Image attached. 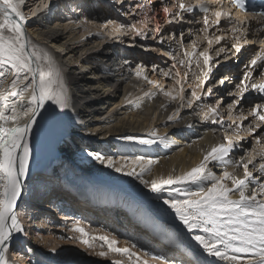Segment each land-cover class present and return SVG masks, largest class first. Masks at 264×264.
Returning <instances> with one entry per match:
<instances>
[{
	"label": "snow or ice",
	"instance_id": "obj_1",
	"mask_svg": "<svg viewBox=\"0 0 264 264\" xmlns=\"http://www.w3.org/2000/svg\"><path fill=\"white\" fill-rule=\"evenodd\" d=\"M36 2L51 10L50 3H45V0ZM216 3L218 7L210 8L205 0H195V3L175 0L171 7L165 6L163 12L169 24L184 20L185 13L192 16L203 14V27L198 31L204 34L202 39L207 41L208 47L211 48L214 42L219 44L223 37L210 38L208 35L210 25L219 27L222 17L228 18L229 23H232V9L243 17L249 15L245 11L246 0H228L227 11L222 0H216ZM26 4L27 0H0V264H10L7 259L8 245L14 239V234L26 235L17 214V202L24 187L22 178L29 175V161L32 158L30 137L34 126L38 120L61 121L67 116V110L73 107L66 77L54 58L46 50L35 45L27 35L28 18L25 16V10H33L26 9ZM173 8L176 9L175 12L172 11ZM33 14L35 15L34 11ZM251 15L264 20V11H252ZM149 19L145 16L138 22L142 27L132 24L127 26V31L133 32L136 36L146 35L144 29L147 28ZM189 22L195 21L189 19ZM244 22V19L239 21L240 25ZM125 27L119 25L113 32L119 35ZM156 31H160L159 25ZM239 31L240 27H233L234 33ZM234 39L236 42L231 47L235 53H241L240 38L235 36ZM252 42L244 40L245 44ZM261 44L264 45V41H261ZM191 48V51L184 50L183 58L178 63L181 67L187 64L188 70L191 71L195 58V67L200 69L199 75H196L199 83L195 86L188 81V71L182 74L176 64L163 72L164 77L169 78L172 69H177L175 76L172 77L177 78L172 88H165L159 81L150 79L145 74L143 66L135 69L137 78L143 79L152 88L157 89L170 102L179 101V107H191L193 103L202 99V95H212L211 87L205 90L212 71L209 66L212 56L207 49L197 52L195 40L192 41ZM222 51L223 48L219 49V52ZM245 67L243 79L237 86L238 99L234 101L232 107L239 105L250 90L260 93L264 98V48ZM152 71L155 72L156 69L153 68ZM254 73L259 76V80L249 83L253 80ZM185 83L192 89L190 93L192 99L187 101V105L184 103ZM219 84L224 85L225 80L220 79ZM145 95L151 98L155 93L146 92ZM219 107L218 103L214 106L208 105V110L203 113L204 119H210L213 124L223 125L222 119L219 121L216 119ZM177 114L174 113L168 119H174ZM249 116L258 122L257 128L264 125V102L251 107L248 115L238 117L241 123L238 124L236 119H233L232 125H235L233 132L229 134L226 131L222 143L211 147L198 165L180 175L146 179V176L151 175L153 165L158 163L157 161L145 160L143 156L122 157L124 163L118 165L114 163L112 156L101 152L87 151L86 155L117 173L139 180L150 193L154 194L157 201H162V205L174 213L183 229L190 234L191 241L198 246V250H191L192 259L189 264H211L202 259L201 251L207 257L224 264H264V182H258L253 175L255 170L264 176V150L259 153L253 151L239 161L231 158L238 142L243 139L240 135L242 122ZM255 132L256 128L248 127L249 135ZM156 135L153 131L149 138L140 139L138 143L153 145L157 142L154 139ZM256 142L259 144L260 139L258 138ZM257 156L260 157L259 163ZM129 160L134 165L131 168ZM229 165L232 171L227 170ZM213 167H223L224 170L222 174L216 175ZM237 169L243 170L242 176L237 174ZM185 185L194 187H184ZM71 230L80 234L81 243L89 249L97 246L93 242L102 241L99 244L101 250L96 254L104 259H108L109 256L120 257L112 260V264H167L165 257L149 251H144L142 257L132 250L137 248L135 243L130 247L118 246V239L110 233L85 238L88 234L81 227L79 220Z\"/></svg>",
	"mask_w": 264,
	"mask_h": 264
},
{
	"label": "rangeland",
	"instance_id": "obj_2",
	"mask_svg": "<svg viewBox=\"0 0 264 264\" xmlns=\"http://www.w3.org/2000/svg\"><path fill=\"white\" fill-rule=\"evenodd\" d=\"M45 1L46 3H54L53 7L58 2H60L62 4L60 10L57 7H54V11H57V13L63 12L71 17H76L75 21H78V23H84V26L89 25V28L87 27V29L90 30L89 32H93L91 34L92 36H95L98 39H103L104 37L108 41H114L112 43L116 46L118 51L114 59L121 58L128 72L131 73L132 77L138 80L142 79L137 78L135 69L137 66H143L145 74L148 75L150 79L155 76L159 80V83L163 80L165 82L164 87L170 88L168 85L170 83H175V79H177L172 78L175 76L176 69H172L169 78L164 77L163 72L165 70L168 71L173 64L177 65V68L180 69L182 74L183 72L188 71V79L192 78L195 73L196 75L200 73V69L198 70L195 67L194 60L191 71L188 70L187 64L181 67L178 63L179 60L183 58V52L185 49L188 50L190 48L192 50V41L195 40L197 43V52L207 49L209 54L212 56V61L209 65L212 68V71L210 73V78L205 85V90L211 87L212 95H202V99L193 103L189 110L194 111L199 107V105L201 107H207L208 105L214 106L218 103L220 107L218 109L219 115L216 116V119L218 121L222 119L223 125L220 123L213 124L210 119L203 120H205L206 123L210 121L213 127L217 128L219 131L221 130L220 134L222 141L226 131L228 133L233 132V129L235 128V125H232L233 119H236L238 124L241 123V121L237 119L238 117L241 115H248L251 107H253L256 103L264 102V98L261 97L260 93L250 91L245 94V99L242 100L239 105L232 107L234 101L238 99V96L236 95L238 92L237 86L243 79L244 73L246 71L245 66L250 64V60L261 51L262 44L258 43L257 41H253L251 47L247 46V44H244V47L242 46L241 53H234L235 50L231 46L235 42V39L230 38L227 41L221 40L219 44L214 42L211 48H209L207 41L202 39L204 34L198 31L203 27L202 20L198 19L193 24H188V22L179 23L175 21H173L171 24L167 23V19L164 17L163 8L165 6L171 7V4L174 2V0H106L107 4H105V9H103L104 5L101 4L100 8L99 4H96V1L99 0ZM27 2H29V0H27ZM90 3H94V6L92 7H94V10L98 12L96 16H93V12L89 8ZM39 5L40 4H37V7H32V4H30L28 7L26 4V9L30 8L35 11ZM139 5H144L145 7H139ZM40 8H44L43 4H41ZM147 8L152 11V14H158L155 17H157L159 22L157 25H159L160 31H156L157 26L155 24L157 22L155 23L154 19H150L147 28L144 29L146 33L145 39H140L141 36H138V38L133 39V41H136L138 44H132L130 43V36L133 34L128 32L126 27L132 24H137V27H142L138 22L145 17V11ZM43 10H45V8ZM174 10L173 12L176 11ZM33 11L25 10V16L28 18L27 27L30 29L34 27L33 20L38 17L37 14H35L34 17L30 16V14H33ZM39 14H43V11ZM114 14L115 16H118V18L116 17V20L120 19V21L123 20V22H125V30L127 31L128 36L125 37L124 35L117 37L116 34H111L110 28H107L109 17L110 19H113L115 17L113 16ZM214 32H216V29H214V26H212L209 31L211 35L208 33L210 38H213V36L217 34V32ZM250 32L253 33V31L250 29L246 30L244 32L245 37H248ZM181 34L183 36V47H181ZM140 45L144 46L141 47ZM221 48H223L224 51L219 52V49ZM244 48L245 51L243 52ZM123 49L126 50V53L124 56H121L120 53ZM97 51L98 49L92 52L95 54ZM163 52H168L170 54L168 55L167 53V55L164 56L165 53ZM217 53L219 54L217 55ZM129 55L134 56L130 57ZM141 56H148V61H145L143 58L141 59ZM238 56L242 57L240 58ZM125 61H127V63H125ZM201 63V67H203V62L201 61ZM153 67L156 69L155 72L152 71ZM116 68L111 67L110 69L115 71ZM220 79L225 80L224 85L219 84ZM258 80L259 76L254 73L253 80L249 83L257 82ZM184 86L185 89L187 88L186 98L188 97L190 100V93L192 89H189L188 86L186 87V85ZM81 87L82 82H79L78 88L80 89ZM121 98L122 97H120V99ZM81 100L82 99H80V102ZM184 103L187 105L186 102ZM174 113H176V110L173 111L169 116H173ZM196 114L201 116L199 112H196ZM177 118L178 116H174V119H166L163 122L172 124L177 120ZM82 122L84 121H75L74 123L81 124ZM64 123H67L68 129H66V124L64 125ZM69 123V119L63 121V124L60 125V127L62 126L63 128H61L67 131V133L60 135H64V137L70 139L79 137L77 133L71 132ZM257 123L258 122L255 121L251 116L242 122L240 134H244L246 136H242L243 139L238 142L241 150L237 149L238 147L233 150L231 156L234 157L236 161L241 160L243 157H247L249 153L253 151L259 153L264 150V125H261L259 128H257ZM229 125H232V127H229ZM249 126L256 128V132L253 135L248 134ZM154 128L155 126L153 129ZM83 130H81L80 133L83 134L84 137L89 138L90 134L85 133ZM150 133L151 132H148L145 133L144 136L141 135L138 137L146 138ZM258 138L260 139L259 144L256 142ZM105 140L111 141V135H107ZM60 149L61 145L59 141L52 142L50 146L46 147L47 151L53 150L52 157L50 158L47 156L48 162L52 163L57 170L64 168L66 165L71 167L74 174L78 173L80 177L79 179L83 182H73L72 180L66 179L65 177L61 178L55 176L53 178L51 175L53 172H51L46 167H40L38 169H34L31 172V175L28 176L26 182L24 183L21 197L17 202V214L20 217L26 235L23 233L14 234V239L11 241V247L9 250L10 260L12 259L17 264H20L19 252L21 251L23 256H25V262L22 264H112V260H114L113 258H108L107 260L100 258V256H95V258L88 260L90 257L88 252L82 253V255L78 258L75 257V254L81 253L82 250L78 249L79 247L77 248V242L72 241V235L70 232L72 231L71 229L75 222L79 220L81 224L83 223L85 225L87 224L91 226H88V237L102 235L104 233H110L115 237H119L120 228H124L129 231L130 226H134V229L137 231L134 230V233H130V238L133 235V239L143 238L146 240V242H150L149 240L147 241L145 236L142 235L144 234L147 237L154 239L153 241L155 242L151 243L150 246L147 247L143 245L137 249H132L133 251H136L142 257L144 251L161 255L166 258L167 264H169L170 260H173L174 264H189L190 260L192 259L191 250H198V246L195 245L193 241H191L188 233L175 218L174 213H171V210H167L166 206L159 204L156 201L150 200V195L142 196L131 192L123 185L121 178L109 181L96 177L88 170H81L79 173L77 171L78 168L74 165V163L69 162L66 157H63ZM81 150V147H75V152L80 156L83 155ZM79 155L77 157L80 159ZM122 155H124V153H122ZM122 155H119V151L117 154H114L113 156L116 158L115 162H118ZM148 159H150V156H148ZM259 161L260 157L257 156V163H259ZM249 167L250 169L252 168L251 165ZM156 171L157 168H153L150 177L155 178ZM253 175L256 177L258 182H264V177L259 172L253 170ZM50 177L51 180H48ZM43 182L53 185L50 193L53 190H56V192L51 193V195L48 193L47 196L45 195L42 197L39 191L41 188H43ZM59 188L66 189V193L62 191V193L57 192ZM81 188L82 190H86L87 192L91 193L92 197L95 198L94 200L96 201V205L94 210H92L93 214H90L89 211H83L81 208V202L79 199H76V194ZM30 190L32 191L29 192ZM103 190L114 194L112 201H110L111 204L108 203L103 206L98 203V193ZM127 198L130 199L132 203L142 207L143 211L145 212V215L141 216L140 220H137V218L134 216L132 209L133 206L124 205L123 202ZM110 208L116 210L114 215H110ZM161 209H164L165 211H161ZM84 214L86 216H83ZM104 221H110L113 224L111 225V230L104 231L102 229L104 226ZM157 223H160V225L164 227L170 228L171 231L175 233L176 238L170 242V240H168V238L163 235V231L161 229L159 230ZM36 234L46 238L45 246H43L42 242L40 243V240H37ZM47 246H50L52 252L47 251ZM130 246V243H128V247ZM53 249H55V251H53ZM200 254L202 259L211 262V264H224V262L215 261L213 258L207 257L206 254L202 253V251ZM117 259H120V257H117ZM179 259L183 261H180ZM184 259H187L189 262H185Z\"/></svg>",
	"mask_w": 264,
	"mask_h": 264
},
{
	"label": "bare ground",
	"instance_id": "obj_3",
	"mask_svg": "<svg viewBox=\"0 0 264 264\" xmlns=\"http://www.w3.org/2000/svg\"><path fill=\"white\" fill-rule=\"evenodd\" d=\"M97 3L99 4V7L101 4L104 5L103 9H105V4H107L106 0L96 1V4ZM30 4H32V7H37L38 3L36 2V0H29V2H27V6L29 7ZM50 4V11L48 9L43 10L44 8L41 9V4L37 9H35L34 12L38 15V17L33 20V28L30 29L27 27V35L35 45L46 50L54 58L56 64L59 66L60 71L66 77L72 97L71 103L73 107L67 110V116H65L61 121L52 122L38 120L37 125L34 126L33 133L30 137L32 158L29 161V175H31V172L34 169L46 167L51 172H53L51 174L53 178L55 176L61 178L65 177L66 179L72 180L73 182H83L79 179L80 177L78 173L74 174L71 167H68L66 165L64 168H60L61 170H57L52 163L48 162L47 158L52 157L53 150L47 151L46 147L50 146L52 142L59 141L61 145L60 151L63 157H66L69 162L74 163V165L78 168L77 171L79 173L81 170H88L96 177L109 181L121 178L123 185L131 192L142 196L150 195V200L162 204V201H157L154 194L150 193L139 182V180L135 179L134 177L125 176L122 173H117L114 171V169H110L105 167L104 165H101L91 157H88L86 155V152L94 150L93 152H101L106 155H110L114 158V163L118 165L124 163L122 157L143 156L145 160H147L148 156H150V159L148 160L158 162L153 165V168H157L155 178L157 176L166 177L168 175H180L183 172L188 171L198 165L203 156L211 149V147L223 142L220 134L221 130L219 131L217 128L213 127L210 121L206 123V121L203 120V113L208 110V106L201 107L199 105L198 108L192 111L189 110L190 107L188 106L179 107L178 101L170 102L157 89L152 88V86L147 84L143 79L138 80L132 77L131 73L126 69V66H124V62L121 58L114 59L116 53H118L116 46L112 43L114 41H108L104 37L103 39H98L95 36H92L91 34L93 32H89L90 30L87 29V27L89 28V25L84 26V23H78V21H75L76 17H71L63 12H59V14L57 13V11H54V7H57L60 10L62 6L60 2H58L54 7V3L50 2ZM92 6H94V3H90L89 8L93 12V16H96L98 12L95 11L94 7ZM225 6L226 5H224V8ZM173 10L174 8L172 9V11ZM42 11L43 14H39ZM145 12V16L149 17L150 19H154V22H157L155 24L157 26L159 22L157 20V17L155 16H157L158 14H152V11L149 8H147ZM30 16L34 17L35 15L30 14ZM113 16H115V14ZM184 16L185 19L183 21H185L184 23L188 22V24L190 23L189 19H193L195 22L198 19L202 20V16L200 15L192 16V14L185 13ZM116 17L118 18V16H115L113 19H110L109 17L108 21L107 28H110L112 35L115 34L113 32V29L115 27L125 24L123 20H116ZM240 19L246 20L245 17H242ZM193 23L194 22L190 24ZM227 24H229L228 21L224 20L221 21V25L219 27H214L217 34L213 36V39L215 36H226L231 38L233 36H238L243 47L245 44L244 40L246 39L257 41L261 44V41L259 40L261 37L260 35H258L257 37V34L255 35L250 32V35L248 37H245V35L243 34L245 29L242 28L241 31L234 33V26H232V30L226 33L225 29ZM211 27L212 26L210 25V28ZM125 29L121 32V34L117 35V37H121L124 35L125 37L128 36ZM131 33L133 35L130 34V43L138 44L136 41H133V39L138 38V36H136L133 32ZM209 35L211 34L209 33ZM142 38L145 39V35H141L140 39ZM252 44L253 42L247 43V46L251 47ZM140 46L143 47L144 45ZM262 47L264 48V45H262ZM96 49H98L97 53L93 54L92 51H95ZM188 50L191 51L190 48ZM244 51L245 48L243 49V52ZM125 53L126 50L123 49L120 54L121 56H124ZM163 53H165L164 56L167 55L166 52ZM169 54L170 53H168V55ZM129 56L131 57L132 55ZM238 57L241 58L242 56ZM140 58L148 61V56H141ZM193 60L195 61V58ZM111 67L117 68L115 69V71H112L110 69ZM177 69L180 71L179 68ZM202 79L203 77L201 76V80ZM152 80L159 81L155 76L152 78ZM188 81L192 83L193 86L198 84L199 81L196 80V73L192 78H189ZM79 82H82V87L80 89L78 88ZM160 84L165 86V82L163 80L160 82ZM185 85L186 87L188 86V84ZM173 86H175V83H170L168 85V87L170 88H172ZM197 91L199 92L200 90L197 89ZM146 92L155 93V95L150 98L149 96L145 95ZM120 97L122 98L120 99ZM80 99H82L81 102ZM186 99L187 101L189 100L188 97ZM191 99L192 97H190V100ZM187 101L185 100L186 104ZM175 110L176 113H178L177 115H175L178 116L177 120L172 124H169L168 122L164 123L163 121L168 119L169 115L172 114V112ZM196 112H199L201 116H198ZM68 119L70 121L69 125L71 127V132L77 133L79 137L70 139L64 137V135H60L67 133V131L63 130V127L61 126V128L60 125L63 124V121H66ZM75 121L84 122H82L81 124H76L74 123ZM67 123H64V125L66 124V129H68ZM154 126L155 128L153 129ZM81 130H83L85 133H89V138L84 137V135L80 133ZM153 131H155L157 134L156 137H154V139L157 140L155 144L148 146L138 143L140 139L149 138V136L146 138H139L138 136H144L145 133ZM109 134L111 135V141L105 140V138ZM229 134L231 133L229 132ZM240 135L246 136L244 134ZM160 138H163V140L161 141ZM76 146L81 147V152L83 153V155L80 156L75 152ZM237 147V149L241 150L240 145H238ZM118 151L120 156L122 155V153H124V155H122L118 162H115L116 158L113 155L117 154ZM78 155L80 159L77 157ZM231 158L234 159V157L232 156ZM128 163L129 168L134 166L131 164L130 160ZM210 167L212 166L210 165ZM212 170L214 174L220 175L222 174L224 168L213 167ZM227 170L232 171L233 169L229 165L227 166ZM236 171L238 175H243L242 169H237ZM27 178H22L23 185L26 182ZM145 178L153 179L150 176H146ZM48 180H51V177ZM43 183V188H41V190L39 191L42 197H44L45 195L47 196V194L50 193V190L53 187L52 184H47V182ZM184 187L194 186L185 185ZM31 191L32 190H30L29 192ZM61 191L66 193L67 190L61 188L57 190V192L59 193ZM53 192H56V190H53L51 193ZM164 195L165 197H167L166 193ZM173 195H175V193H173ZM113 197V193H110L106 190L100 191L98 193V203L103 206L108 203L111 204L110 201H112ZM76 199H79V201L81 202V208L83 211H89L90 214H93L92 210H94L96 201L94 200L95 198L92 197L91 193L87 192L86 190H82L81 188L76 194ZM123 203L125 206H133V214L137 218V220H140V217L145 215L142 207L132 203L130 199H125ZM110 210V215H114L116 210L111 208ZM83 216L86 215L84 214ZM108 222H103L104 226L102 227V229L104 231L111 230L110 228L113 224L110 221ZM88 226L89 225L87 224H81V227H83L86 233L88 231ZM157 226L159 230L161 229L163 231V235L166 236L168 240H170V242L171 240H174L176 238V235L173 237V234L175 233H173L170 228L164 227L160 225V223H157ZM134 230V226H130L129 231L124 228H120L119 237L116 236L119 241L118 246L128 247V243H130V245L135 243L138 248L143 245L145 247L150 246L151 243L155 242L153 241L154 239L147 237L144 234L142 235L145 236L147 241L149 240L150 242H146V240H144L143 238L133 239V235L130 238V233H134ZM70 234L72 235V241L77 242V248L79 247L78 249L82 250L81 253L75 254L76 258L80 257L84 252L89 253L90 257L88 260H91L95 258V256H98L96 253L101 250L99 248V244L102 243L101 241L93 242L97 246L94 249H89L86 245L81 243V236L78 232L71 231ZM188 236L190 237V234H188ZM36 237L37 240H40V243L42 242L43 246H45L46 238H44L43 236H39V234H36ZM85 238H88V235ZM129 238L130 240L128 241ZM10 247L11 242L8 245L9 250ZM46 249L48 252H52L50 246H47ZM9 256L10 255L8 251L7 259L10 261V264H17L12 259L10 260ZM19 257L20 264L24 263L25 256H23V253L21 251L19 252ZM109 258L117 259V257L115 256H109ZM184 260L185 262L188 261L187 259ZM169 264H174V261L170 260Z\"/></svg>",
	"mask_w": 264,
	"mask_h": 264
}]
</instances>
